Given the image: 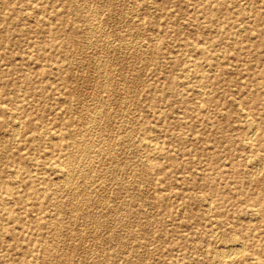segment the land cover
Here are the masks:
<instances>
[{
    "label": "rangeland",
    "instance_id": "rangeland-1",
    "mask_svg": "<svg viewBox=\"0 0 264 264\" xmlns=\"http://www.w3.org/2000/svg\"><path fill=\"white\" fill-rule=\"evenodd\" d=\"M0 264H264V0H0Z\"/></svg>",
    "mask_w": 264,
    "mask_h": 264
},
{
    "label": "bare ground",
    "instance_id": "bare-ground-1",
    "mask_svg": "<svg viewBox=\"0 0 264 264\" xmlns=\"http://www.w3.org/2000/svg\"><path fill=\"white\" fill-rule=\"evenodd\" d=\"M115 3H116V2H115ZM116 6H117V5H116ZM79 9H80V8H79ZM121 14H122V13H121ZM94 31H95V30H94ZM91 34H92V33H91ZM95 35H96V34H95ZM126 53H127V52H126ZM102 67H103V66H102ZM109 69H110V68H109ZM106 75H107V74H106ZM101 86H102V85H101ZM113 87H115V86H113ZM117 93H118V92H117ZM132 95H133V94H132ZM96 102H97V101H96ZM103 103H104V102H103ZM101 120H102V119H101ZM101 120H100V121H101ZM87 125H88V124H87ZM247 126H248V124H247ZM251 126H252V125H251ZM15 127H16V125H15ZM253 127H254V126H253ZM253 129H254V128H253ZM251 130H252V129H251ZM251 130H250V132L248 133L249 135L246 134V135H247V137H246L247 140H252V139H253L252 137L254 136V134H253L254 131H251ZM103 132H104V131H103ZM245 133H246V132H245ZM254 133H255V132H254ZM106 139H107V138H106ZM109 141H110V140H109ZM107 160H108V159H107ZM256 169H257V168H256ZM73 173H74V171H73ZM65 174H67V173H65ZM71 175H72V174H71ZM74 175H76V174H74ZM67 176H68V175H67ZM70 177H71V176H70ZM67 178H68V177H67ZM67 178H66V179H67ZM67 180H69V179H67ZM64 182H65V181H64ZM68 183H69V181H68ZM125 183H126V182H125ZM66 184H67V183H66ZM63 187H64V186H63ZM75 189H76V188H75ZM83 190H84V189H83ZM79 191H80V190H79ZM76 194H77V193H76ZM72 196H73V195H72ZM84 204H85V203H84ZM69 205H70V204H69ZM88 215H89V214H88ZM82 216H83V215H82ZM88 217H89V216H88ZM123 221H124V220H123ZM95 222H96V221H95ZM96 225H97V224H96ZM111 230H112V229H111ZM240 242H241V241H240ZM241 244H242V243H241ZM236 245H237V243H236ZM238 245H240V244L238 243ZM228 246H229V245H228ZM230 246H233V245H230ZM234 247H235V246H234ZM234 247H233V248H234ZM236 248H238V247L236 246ZM224 249H226V248L224 247ZM227 249H228V247H227ZM228 250H229V249H228ZM232 251H233V250H232ZM231 253H232V252H231ZM235 253H237V252H235ZM223 254H224V253H223ZM226 254H227V253H226ZM56 255H57V254H56ZM222 256H223V255H222ZM231 256H232V255H231ZM228 257H229V256H228ZM222 258H223V257H222ZM224 258H225V256H224ZM224 258H223V259H224ZM226 258H227V257H226ZM226 258H225V259H226ZM221 260H222V259H221Z\"/></svg>",
    "mask_w": 264,
    "mask_h": 264
}]
</instances>
